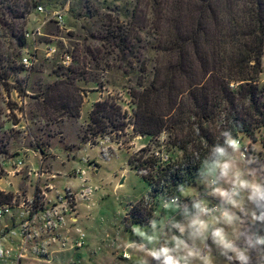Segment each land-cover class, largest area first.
<instances>
[{
	"label": "rangeland",
	"instance_id": "374dc122",
	"mask_svg": "<svg viewBox=\"0 0 264 264\" xmlns=\"http://www.w3.org/2000/svg\"><path fill=\"white\" fill-rule=\"evenodd\" d=\"M122 7L116 1V17L129 22ZM56 11H61L62 26L53 18ZM85 12L82 0L38 4L27 18V43L18 49L9 86L2 85L0 192L7 197L0 196V206L8 205L10 219L17 223L15 234L9 233L2 242L4 249L14 248L20 240L18 223L23 214L29 210L34 214L48 204L51 224L47 227L39 219L33 229L38 237H46L41 264L58 263L63 252L57 250L65 235L75 240L79 229L86 233L85 245L65 252L67 262L63 264H264V250L253 239L258 230L254 226L256 201L264 193L260 140L244 138L246 153L234 143L217 159L203 164L201 177L175 196L179 203L160 197L149 223L127 226L131 205L144 198L150 209L155 202L154 186L142 176L149 170L137 171L129 158L139 157L140 148L148 144L151 151L147 156L169 162V136L167 132L151 137L135 131L136 99L131 89L136 87L137 74H129L126 63L125 72L118 66L120 62L107 60L101 53V59L93 58L100 45L99 33H86L82 28L84 22L91 24L90 19L79 16ZM88 46L92 52L84 63ZM67 54L72 56L69 64L64 62ZM262 62L259 82L264 84V56ZM149 69L148 79L151 66ZM104 100L114 107L95 123L92 112ZM233 184L238 195L230 199L226 216L203 211V206L213 203L224 208L222 201L227 200ZM78 196L83 209L75 208ZM58 212L61 223L55 226ZM4 233L7 230L0 224V235ZM125 245L144 263L116 259ZM22 263L40 264L26 259ZM0 264L12 263L2 259Z\"/></svg>",
	"mask_w": 264,
	"mask_h": 264
},
{
	"label": "trees",
	"instance_id": "16d2710c",
	"mask_svg": "<svg viewBox=\"0 0 264 264\" xmlns=\"http://www.w3.org/2000/svg\"><path fill=\"white\" fill-rule=\"evenodd\" d=\"M82 1L86 12L79 16L91 21L89 26L82 23V28L99 33L93 58L101 59V53L120 62L118 66L128 68L129 74H137L136 87L131 89L136 99L135 131L169 136V162L147 156L148 144L139 150V157L129 158L137 171L149 170L142 176L154 186L155 202L150 209L144 198L131 205L127 226L149 223L160 197L173 198L182 187L193 185L203 164L217 159L237 139L242 146L244 138L260 140L264 157V84L259 82L264 0ZM116 1L123 4L120 11L129 22L116 17ZM65 2L47 0V5ZM40 3L46 0H0V97L2 85L9 86L10 71L17 66L18 49L27 43V18ZM91 52V46L86 47L84 63ZM113 107L108 100L98 102L92 120L101 122L100 117ZM3 195L0 192L5 200ZM256 210L258 230L253 239L264 250V193Z\"/></svg>",
	"mask_w": 264,
	"mask_h": 264
},
{
	"label": "built area",
	"instance_id": "2783aa9c",
	"mask_svg": "<svg viewBox=\"0 0 264 264\" xmlns=\"http://www.w3.org/2000/svg\"><path fill=\"white\" fill-rule=\"evenodd\" d=\"M40 10H43V7H40ZM53 18L56 20V23L59 24L60 26H62V22H63V16L61 14V11H56L54 12ZM72 60V56L67 54L65 56V63H70V61ZM25 62H28V59H25ZM29 65V64H28ZM235 146H242V143L239 139H237L235 142ZM146 145L142 146L141 148L145 147ZM140 148V149H141ZM243 148V153H246L247 148L242 146ZM214 183V182H213ZM215 184V183H214ZM238 194V189L236 188V186L233 184L232 186H230L229 190H228V197L227 200L225 201V204L228 203V201L235 197ZM180 199L179 198H171L170 202H178ZM165 201V202H167ZM77 202V201H76ZM66 206H68L67 204H65ZM46 207V208H45ZM45 207H43L42 210L35 212L33 214V212H31V210L27 211V217H24L23 221L21 222V233H22V242H21V246H20V252L18 254V259H21L24 257V255L26 254L27 251V245L30 242L31 239L36 238L38 235V233H33V229L32 227H36V223L38 222L39 219H43L42 223H45V225L47 227H49V225L51 224V221L53 219L52 217V207L49 206L48 204H45ZM77 207V204H75V208ZM33 211V209H32ZM66 211V209L64 210ZM203 211H205L206 213H216V212H220L221 208L219 207L218 204L213 203L210 206H203ZM10 212V208L8 207V205H4V206H0V220ZM60 214L58 212V216H56V221L55 222V226L56 223L59 225L61 223L60 221ZM43 228L45 230L49 231V228H46L43 226ZM54 236V235H53ZM53 238H56L55 236ZM85 238H86V233L79 229L78 233H77V237L75 238V240H73L70 235H65L64 241L62 243V247L63 248H70V249H74V248H82L85 245ZM36 250H34V252L42 258V254L44 253V247H38L35 248ZM38 249V250H37ZM6 252L4 251H0V256H5ZM42 255V256H40ZM124 257L129 258V254L124 251L123 254ZM49 258V256H47Z\"/></svg>",
	"mask_w": 264,
	"mask_h": 264
},
{
	"label": "crops",
	"instance_id": "0c3cea01",
	"mask_svg": "<svg viewBox=\"0 0 264 264\" xmlns=\"http://www.w3.org/2000/svg\"><path fill=\"white\" fill-rule=\"evenodd\" d=\"M122 181H123V179L120 181V183L118 184V185H120V184H122ZM238 195V194H237ZM236 195V196H237ZM76 201H77V207L79 206V209H83V207H85V205H84V203L82 204V207H81V205H80V199H79V196L76 198ZM180 202V200L178 201V202H172V203H179ZM223 203L222 204H224V208H221V205H219L218 203H216V204H218L219 205V207L221 208V211L220 212H216V213H219L222 217H224V216H226V208H227V205H228V203L230 202V200L228 201V203L227 204H225V202L224 201H222ZM190 203V202H189ZM166 205V204H165ZM11 214H12V211L10 210V212L8 213V214H6L1 220H0V224H3V228L5 229V230H7V233L5 234L4 233V235H0V251H4V252H6V255L5 256H0V260H4V259H8V260H10V262L12 263V264H23L22 262H23V260L24 259H26L28 262H36V263H42V261L40 260V259H42L41 257H39L35 252H34V250H35V248H37V247H39V246H43L44 247V245H45V243H46V241H45V239H46V237H36V238H33V239H31L30 240V242L28 243V245H27V251H26V254L24 255V257L23 258H21V259H18V254H19V252H20V246H21V242H22V238H23V236H22V233H21V222L23 221V219H24V217H27V213H25V214H23V218H22V221L20 222V223H18V225H19V229H20V240L17 242V244L15 245V247L14 248H12V247H10V248H5L4 249V245L2 244V242H3V240H5V238L7 237V236H9V233L11 234V233H13V234H15V232H13V226H16V222L14 223V221H12L11 219H10V216H11ZM11 224V225H10ZM36 228V227H35ZM32 229H34V227H32ZM236 245V244H235ZM53 246H56V245H54L53 244ZM53 246H51V248L53 247ZM45 248V247H44ZM31 249V250H30ZM66 249H68V250H66ZM71 249L70 248H68V247H66V248H63V247H61L59 250H57V252H59V254H61L62 252H63V256H64V254H65V252H68L69 253V251H70ZM30 251H31V253H30ZM124 251H126L128 254H129V258H126V257H124L123 256V254H124ZM63 256H61L60 255V261H59V259H58V263H55V264H63V262H67L66 260L67 259H64V257ZM118 256H119V258H121V259H123V260H126V261H133V259H136V261L137 262H141V263H144V259L142 258V257H137V256H135L134 254L132 255L131 253H129L128 252V245H125V246H123L122 247V249H121V253H117V256H116V259H118ZM244 261H247V258H245V260ZM54 263V261L52 262V263H50V264H53Z\"/></svg>",
	"mask_w": 264,
	"mask_h": 264
},
{
	"label": "water",
	"instance_id": "95a60500",
	"mask_svg": "<svg viewBox=\"0 0 264 264\" xmlns=\"http://www.w3.org/2000/svg\"><path fill=\"white\" fill-rule=\"evenodd\" d=\"M122 183H123V181H122Z\"/></svg>",
	"mask_w": 264,
	"mask_h": 264
}]
</instances>
